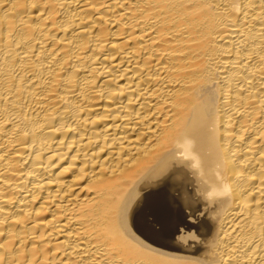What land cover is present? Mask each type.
I'll return each mask as SVG.
<instances>
[{
  "label": "bare ground",
  "instance_id": "1",
  "mask_svg": "<svg viewBox=\"0 0 264 264\" xmlns=\"http://www.w3.org/2000/svg\"><path fill=\"white\" fill-rule=\"evenodd\" d=\"M0 264H264V0H0Z\"/></svg>",
  "mask_w": 264,
  "mask_h": 264
},
{
  "label": "clouds",
  "instance_id": "2",
  "mask_svg": "<svg viewBox=\"0 0 264 264\" xmlns=\"http://www.w3.org/2000/svg\"><path fill=\"white\" fill-rule=\"evenodd\" d=\"M185 144H187L189 147H191V146H194V141H192V140H186V141H185ZM214 192H215V190L209 192V193L207 194V198H208V199H211L212 196H213V194H214ZM229 193H230V186L227 185V184H225V185L223 186V191H222L221 194H222V195H228Z\"/></svg>",
  "mask_w": 264,
  "mask_h": 264
}]
</instances>
